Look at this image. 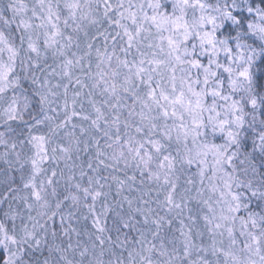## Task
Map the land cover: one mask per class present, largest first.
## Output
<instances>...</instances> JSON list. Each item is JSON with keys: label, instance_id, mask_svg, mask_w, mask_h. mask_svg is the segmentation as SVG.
I'll list each match as a JSON object with an SVG mask.
<instances>
[{"label": "snow or ice", "instance_id": "1", "mask_svg": "<svg viewBox=\"0 0 264 264\" xmlns=\"http://www.w3.org/2000/svg\"><path fill=\"white\" fill-rule=\"evenodd\" d=\"M0 264H264V0H0Z\"/></svg>", "mask_w": 264, "mask_h": 264}]
</instances>
